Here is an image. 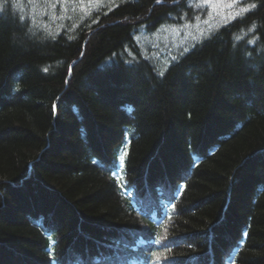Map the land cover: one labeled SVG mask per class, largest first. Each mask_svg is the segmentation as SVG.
Wrapping results in <instances>:
<instances>
[{"label":"trees","instance_id":"obj_1","mask_svg":"<svg viewBox=\"0 0 264 264\" xmlns=\"http://www.w3.org/2000/svg\"><path fill=\"white\" fill-rule=\"evenodd\" d=\"M32 1L0 0V264H264V0Z\"/></svg>","mask_w":264,"mask_h":264},{"label":"rangeland","instance_id":"obj_2","mask_svg":"<svg viewBox=\"0 0 264 264\" xmlns=\"http://www.w3.org/2000/svg\"><path fill=\"white\" fill-rule=\"evenodd\" d=\"M28 3H30V1L32 3H34L32 0H24ZM40 2H43V0H39ZM47 1V5L45 6H48V9H49V12L52 14L53 11L55 12V9H54V6H55V3L58 2V0H46ZM179 47V42L178 41H174L172 44H171V51H168V50H165V49H160L157 53V55H160V56H167V54L169 52H171V54H173L174 50L176 48Z\"/></svg>","mask_w":264,"mask_h":264},{"label":"snow or ice","instance_id":"obj_3","mask_svg":"<svg viewBox=\"0 0 264 264\" xmlns=\"http://www.w3.org/2000/svg\"><path fill=\"white\" fill-rule=\"evenodd\" d=\"M0 11H2V9H0Z\"/></svg>","mask_w":264,"mask_h":264}]
</instances>
